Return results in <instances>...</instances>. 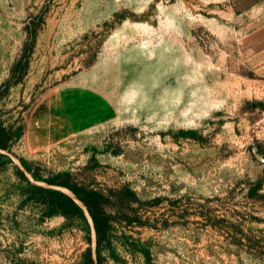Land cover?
Returning a JSON list of instances; mask_svg holds the SVG:
<instances>
[{
    "label": "rangeland",
    "instance_id": "obj_1",
    "mask_svg": "<svg viewBox=\"0 0 264 264\" xmlns=\"http://www.w3.org/2000/svg\"><path fill=\"white\" fill-rule=\"evenodd\" d=\"M245 28L229 0H0V264H97L88 209L51 181L102 194L101 264H264Z\"/></svg>",
    "mask_w": 264,
    "mask_h": 264
},
{
    "label": "trees",
    "instance_id": "obj_2",
    "mask_svg": "<svg viewBox=\"0 0 264 264\" xmlns=\"http://www.w3.org/2000/svg\"><path fill=\"white\" fill-rule=\"evenodd\" d=\"M7 143L0 142V149H7ZM5 157L4 154L0 152V164H2V159ZM51 184H57L62 187H66L71 190L76 197L86 206L88 209L96 230V234L99 237L98 240V249H97V264H101V239L100 235L101 231V218H106L105 213L100 210V208L104 205V202L101 201L102 194L98 191H91L90 193H81L79 190L71 187L68 184L55 183V181H51ZM43 190V189H42ZM47 194L50 195V201L44 203L50 208L51 214H63L68 217H81L84 218V212L82 208L78 205V203L71 197L66 195L65 193L56 191V190H44ZM264 197V196H263ZM85 264H94V261L91 257V251L88 250L85 254Z\"/></svg>",
    "mask_w": 264,
    "mask_h": 264
},
{
    "label": "crops",
    "instance_id": "obj_3",
    "mask_svg": "<svg viewBox=\"0 0 264 264\" xmlns=\"http://www.w3.org/2000/svg\"><path fill=\"white\" fill-rule=\"evenodd\" d=\"M229 3L247 27L239 45L241 57L251 60L262 55L264 53V0H229Z\"/></svg>",
    "mask_w": 264,
    "mask_h": 264
}]
</instances>
